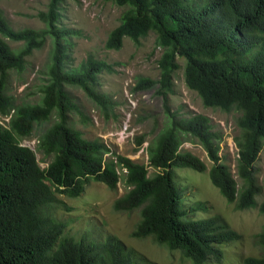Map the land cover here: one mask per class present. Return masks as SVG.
<instances>
[{"label":"trees","instance_id":"1","mask_svg":"<svg viewBox=\"0 0 264 264\" xmlns=\"http://www.w3.org/2000/svg\"><path fill=\"white\" fill-rule=\"evenodd\" d=\"M59 1L49 0L46 10L36 13L45 24L41 29H14L0 11V115L10 114L7 125L0 124V264H132L131 253L113 237L102 242L75 239L64 233V221L42 210L59 202L57 195L78 197L91 180L114 189L120 179L103 162L108 147L100 139L82 137L67 124L71 112L82 115V111L66 86L81 89L105 118L112 115L116 102L97 88V75L111 71V65L91 55L77 67L66 64L72 31L58 24ZM106 1L123 10L105 39V48L119 49L124 37L137 43L149 32L155 35V45L161 49L158 76H137L130 90L155 88L167 120L147 144V164L114 155L115 164L125 170L122 180L127 189L115 199L113 209H139L131 231L134 238L149 237L170 250L177 249L192 264L219 260V246L240 235L217 214L194 217L198 206L182 204L173 170H206L197 156L179 150L183 141H193L210 160L208 177L220 195L234 209L258 207L264 213V166L261 183L254 166L264 149V0ZM46 36L52 39V50L41 98L37 103H16L5 91L9 72H22L26 57L43 45ZM7 40L23 46L13 50ZM179 68L185 86L197 93L203 106L239 111L234 136L239 185L221 162L222 134L210 119L171 110L168 99ZM52 114L55 121L37 137L36 149L47 159L46 166L40 167L35 151L21 140ZM142 141L143 136L135 139L136 145ZM147 166L153 169L151 173ZM254 242L264 249V223ZM243 264H264V256L246 257Z\"/></svg>","mask_w":264,"mask_h":264},{"label":"rangeland","instance_id":"2","mask_svg":"<svg viewBox=\"0 0 264 264\" xmlns=\"http://www.w3.org/2000/svg\"><path fill=\"white\" fill-rule=\"evenodd\" d=\"M48 1L0 0V11L14 29H41L45 24L36 17V13L46 10ZM122 10L123 7L106 0L59 1L58 24L72 31L68 35L66 64L77 67L91 55L111 65V71L104 70L97 75V88L116 102L112 115L105 118L101 109L81 89L66 86L82 111V115L71 112L67 124L79 130L82 137L100 139L108 147L109 152L103 155V162L113 168L120 179L114 189L100 181L91 180L78 197L57 195L59 202L44 206L42 210L56 220L64 221V233L75 239L102 242L113 237L125 252L131 253L132 264H192L177 249L170 250L154 243L149 237L137 239L131 236L139 219V209H113L115 199L127 189L122 180L125 170L115 164L114 155L120 154L139 164H147V144L167 124L163 100L156 94L155 88L136 92L130 90L137 76H158L156 61L161 49L155 45V35L149 32L137 43L124 37L117 50L104 46L109 31L118 24ZM7 42L13 50L23 46L20 41ZM51 50L52 39L46 36L43 45L26 57L22 72H9L5 91L13 96L16 103H37L40 100V89L47 78L46 69ZM173 83L174 93L168 99L171 110L182 115L200 113L210 119L214 128L222 134L218 152L221 162L230 168L239 185L240 180L235 175L237 147L234 143V136L238 133L235 122L239 111L231 109L225 112L203 106L197 93L185 86L181 68L175 72ZM0 121L4 123L1 119ZM54 121L55 115L52 114L46 121L35 124L30 135L21 140L22 145L35 151L40 167L46 166L47 159L44 160L36 149L37 137ZM139 136H143V141L136 145L135 139ZM179 150L194 154L206 165L204 172L189 168L173 170L177 189L183 199L182 204L186 208L198 206L193 214L197 218L219 215L240 235L238 240L219 246L222 252L219 260L210 258L204 264H243L246 257L264 256V249L254 242V235L264 223V213L259 212L258 207L234 209L233 204L220 195L209 180L207 171L211 162L199 144L183 141ZM254 166L257 181L261 183L264 149L259 152ZM147 169L148 173L153 171L150 166ZM260 200L261 195L257 197V201Z\"/></svg>","mask_w":264,"mask_h":264},{"label":"clouds","instance_id":"3","mask_svg":"<svg viewBox=\"0 0 264 264\" xmlns=\"http://www.w3.org/2000/svg\"><path fill=\"white\" fill-rule=\"evenodd\" d=\"M0 116H1L0 119L4 122V123H2V122L0 121V124L6 126V125H7V122H8V119H9V117H10V114H7V115H0ZM2 116H4V117H2ZM32 150H33V149H32Z\"/></svg>","mask_w":264,"mask_h":264},{"label":"bare ground","instance_id":"4","mask_svg":"<svg viewBox=\"0 0 264 264\" xmlns=\"http://www.w3.org/2000/svg\"><path fill=\"white\" fill-rule=\"evenodd\" d=\"M229 244V243H228ZM136 251V250H135ZM211 261V260H210Z\"/></svg>","mask_w":264,"mask_h":264}]
</instances>
